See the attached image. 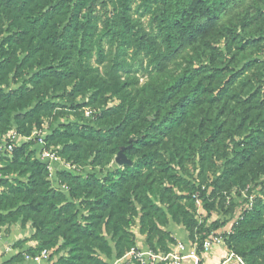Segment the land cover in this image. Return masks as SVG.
Returning <instances> with one entry per match:
<instances>
[{
    "label": "trees",
    "instance_id": "16d2710c",
    "mask_svg": "<svg viewBox=\"0 0 264 264\" xmlns=\"http://www.w3.org/2000/svg\"><path fill=\"white\" fill-rule=\"evenodd\" d=\"M137 1L0 0V141L45 129L47 148L89 167L84 175L58 172L64 192L53 187L35 142L0 156V222L22 217L34 230L35 244L12 261L56 247L45 264L114 262L136 248L135 219L144 248L166 254L177 243L170 222L194 236V194L209 217L212 195L264 177V60L249 53L264 41V7L139 0L153 16L146 29L132 9ZM58 93L71 110H92L90 118L53 125ZM77 96L87 99L76 105ZM112 100L117 105L106 108ZM119 153L128 164L109 167ZM185 157L197 175L182 193ZM207 167L215 169L210 182L201 180ZM262 186L226 239L244 264H264ZM224 223L203 226L199 255Z\"/></svg>",
    "mask_w": 264,
    "mask_h": 264
},
{
    "label": "rangeland",
    "instance_id": "374dc122",
    "mask_svg": "<svg viewBox=\"0 0 264 264\" xmlns=\"http://www.w3.org/2000/svg\"><path fill=\"white\" fill-rule=\"evenodd\" d=\"M240 6L241 5H245L246 7H250L252 5H259L264 7V0H240ZM140 1L138 0L137 2H135L132 5V9H135L136 6H138V9L136 11H134L135 17H138L141 24L146 28L149 29L150 28V23H151V19L153 18V16L151 15V13H146L144 14V9L143 7L140 5ZM154 6L151 8V11H154ZM98 27H101V24L98 23ZM251 55H260L263 60H264V41L263 44L260 48V50H258V52L256 50L250 51L249 52ZM248 54V53H247ZM255 57V56H254ZM92 63L94 65V67H97L98 69H101V66L99 64H97L96 62V56L94 55L93 59H92ZM260 73V72H259ZM144 81V77L140 78V82L142 83ZM18 84L15 83H11L9 85V90H14L15 88H17ZM57 95V99L54 97L55 95H50L49 97H54L52 99L54 100V103H57V113H60L59 115H57L58 117H60V119H58V121L56 120V118H53V125H58V123H61L64 119L68 120V121H73L75 119L79 120L78 118L83 116L85 119H89V116H86L85 113L87 111H92L90 109H88L87 107L79 109L77 111L75 110H71L70 106H69V102H66V100L64 98L61 97V93L56 94ZM89 95V94H87ZM87 96H77L76 98H73L71 100V102H73L76 105H79L81 103H83L84 101H86ZM114 105H117V101L116 100H112L109 101L107 103V105L105 106L107 107H112ZM52 118V117H50ZM48 120H52V119H48L45 118L44 121L46 122L45 125L48 126L49 122ZM61 120V122H60ZM45 126V127H46ZM46 131V130H45ZM46 133V132H45ZM165 157L169 156V153H164ZM194 159L193 158H188L185 157L184 161H183V172L182 174L185 177V180L183 181H179V188H180V192H184L188 189L189 185L192 184L193 182V177L196 178L197 172H195V164H194ZM219 165L217 164V167ZM214 168H209L207 167L201 176V180H205V182H210L214 176ZM15 175L11 176L14 177ZM189 181H188V179ZM200 179V176H199ZM264 181V177H261L259 180L254 181L252 183H248L245 185L244 188L238 189V187H234L232 188L230 191L224 193V194H215L212 195L210 197V202H213L214 205H216V207L214 209H212L210 211V216L207 217V215L204 213L202 217H198L197 213H196V217L198 219L196 226L194 227V236L193 238H189L190 242H196L197 244H200V240H199V232H201V229L205 227L210 226V224H212L214 221H220V223L223 221H225L224 225H222L221 227H219V229L215 230L214 232H216L218 234L219 237L222 238L223 243L220 245H214L212 247V249L209 251V253L207 254H211L213 252L214 249H218V254H220L219 259L216 263H209V264H223L229 254H233L232 259L227 263V264H241L238 261V257L231 251H229L227 249V244H226V239L228 238L229 235L233 234V228L236 226L237 224V216H236V209L240 208L242 205H244L245 200H244V195H251L253 197V201L256 198H260L262 196V182ZM2 186V191L4 189L3 185ZM218 202H222L224 204L223 209H228V208H232L231 211H229L228 213H226L224 210H222L219 206L217 207V203ZM206 220V223H203V221ZM203 223V224H202ZM173 228H181L183 231H185L183 229L182 226L172 223L170 222L168 224V226L166 227V230H170ZM165 229V228H164ZM204 229H202L203 231ZM132 235H134V238L136 239V242L138 245V247H143L144 244V236L142 235V233L140 232V228L138 225V219L134 220L133 225L130 227V230ZM195 231H198V233H196ZM34 230L32 228V225L30 223V221H24L22 220V217H18L15 219H6L4 222H0V239H2L1 237L5 238V241H7V246L12 250H21L24 249V245H28V243L34 245L35 243L32 241L31 236L33 235ZM186 235L187 232L185 231ZM188 239V236H187ZM188 241V242H189ZM187 242V241H186ZM141 244V245H140ZM26 249V248H25ZM50 252H54L56 247H51L48 248ZM16 250V251H17ZM63 256L66 255V252H61L59 253ZM205 254V255H207ZM28 256H33L31 254H26L24 255V259L25 260H29ZM60 256V255H59ZM102 259H104L108 264H111L113 261L111 259H106L104 256H101ZM241 260V259H240ZM242 261V260H241Z\"/></svg>",
    "mask_w": 264,
    "mask_h": 264
},
{
    "label": "built area",
    "instance_id": "2783aa9c",
    "mask_svg": "<svg viewBox=\"0 0 264 264\" xmlns=\"http://www.w3.org/2000/svg\"><path fill=\"white\" fill-rule=\"evenodd\" d=\"M92 111H87L86 116H89ZM45 129L34 131L29 137H21L16 131H12L6 139L0 141V156L4 153L12 152L14 145L18 142H29L33 141L38 146V159L42 162L49 173V179L52 182L53 187L66 192L67 188L65 185H60L56 179L58 172L69 171L73 173L85 174V171L89 167H80L72 163L63 160L57 153V151L47 148L45 146ZM116 156L112 159L109 167L115 165L119 166L115 162ZM3 178L0 173V180ZM2 188L0 187V192ZM195 202L196 213L198 217H202L204 214L203 203L198 193L192 196ZM245 203L239 209H236L237 220L242 219L244 212L249 211L253 206V197L251 195H244ZM223 243L221 237L218 236L216 232H212L208 237L202 242V255L209 253L214 245H220ZM49 250H42L35 256H28V259L32 260L35 264H45L48 263L50 257ZM233 257V254H229L228 258L223 261V264H227ZM241 264H244L240 258H237ZM112 264H205L201 259L197 250L196 242H188V244L177 242L175 245L171 246L168 253H154L150 249H130L121 259L114 261Z\"/></svg>",
    "mask_w": 264,
    "mask_h": 264
},
{
    "label": "crops",
    "instance_id": "0c3cea01",
    "mask_svg": "<svg viewBox=\"0 0 264 264\" xmlns=\"http://www.w3.org/2000/svg\"><path fill=\"white\" fill-rule=\"evenodd\" d=\"M169 232L172 234V237L177 242L188 244L189 240L187 239V235H186L185 231H183L181 228L179 229L177 227L176 228L172 227V229H170ZM1 238L2 239H0V264H35L30 259L29 260L23 259L22 261H18V260L12 261L11 260L14 257V255H16L17 253H22V251H24L25 248L27 249L28 247L32 246V244L28 243V245H24V247H23L24 249H21V250L16 249L17 250L16 251L13 249L11 250L7 246L8 244H7V241H5V238H3V237H1ZM144 247H145V245L143 247H138V245H136V248H138V249H144ZM218 252H219L218 249H214L211 254L202 255L201 259H202L203 263H205V264L216 263L219 259L218 256H220V254H218Z\"/></svg>",
    "mask_w": 264,
    "mask_h": 264
},
{
    "label": "water",
    "instance_id": "95a60500",
    "mask_svg": "<svg viewBox=\"0 0 264 264\" xmlns=\"http://www.w3.org/2000/svg\"><path fill=\"white\" fill-rule=\"evenodd\" d=\"M115 162L119 165V166H123L128 164V160L125 158V156L121 153H119L116 158H115Z\"/></svg>",
    "mask_w": 264,
    "mask_h": 264
}]
</instances>
